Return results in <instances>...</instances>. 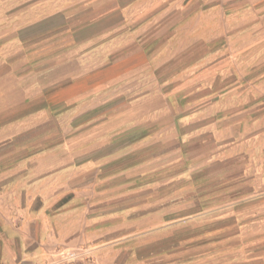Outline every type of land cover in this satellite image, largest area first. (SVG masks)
Segmentation results:
<instances>
[{
  "label": "crops",
  "instance_id": "1",
  "mask_svg": "<svg viewBox=\"0 0 264 264\" xmlns=\"http://www.w3.org/2000/svg\"><path fill=\"white\" fill-rule=\"evenodd\" d=\"M263 3L116 0L111 9L102 10L111 16L102 18L106 22L99 31L96 24L87 26L80 42L128 49L110 56L94 51L90 58H79L78 63L93 65L59 77L67 79L47 95L38 90L39 82L30 91L27 70H5L0 76V264H56L58 251L84 246L94 249L96 264H160L163 259L173 264L174 254H199L206 246L213 255L230 256L225 264H264L263 140L257 145L251 139L257 136L245 138L240 172L227 165L228 156L242 153L233 148L222 147L224 154L208 159L202 154L193 162L186 148L192 141L203 143L206 129L201 125L183 133L182 125L200 120L195 117L199 113H174L205 110L211 103L206 101L228 91L231 82L221 85V79L236 76L233 56L225 49L230 30ZM98 97L108 103L118 100L117 112L100 119V126L107 127L100 141L115 149L94 150L98 140L92 136L85 139L84 150H30L31 108L49 109L65 99L77 105ZM174 122L180 143L175 164L183 166L176 172L173 160L157 166L158 158L172 157ZM158 147L165 151L158 153ZM82 154L86 158L79 165L75 159ZM217 162L224 165L217 167ZM78 171L88 174L82 186L70 181V174ZM173 187L191 191L192 203L198 205L222 196L214 210L220 216L213 219L219 225L212 232L203 230L198 224L205 213L190 216V197L174 203ZM69 189L90 194L63 200L62 191ZM162 189L170 192L158 193ZM140 191L148 194L140 197ZM162 200L164 209L156 208ZM174 204L180 209L174 211ZM146 207L149 210L141 213ZM157 221L164 225L156 227ZM226 221L233 229L222 225ZM145 222L149 229L142 228ZM204 234L211 239L206 245ZM142 237L148 241L142 244ZM187 261L184 257L180 262Z\"/></svg>",
  "mask_w": 264,
  "mask_h": 264
},
{
  "label": "rangeland",
  "instance_id": "2",
  "mask_svg": "<svg viewBox=\"0 0 264 264\" xmlns=\"http://www.w3.org/2000/svg\"><path fill=\"white\" fill-rule=\"evenodd\" d=\"M113 5H116V0H0V76L10 68L14 73L27 70L30 91L39 82L38 90L43 89L47 95L54 85L67 79L60 78L67 77L70 71L77 69L78 72H82L85 68L93 65L90 61L78 63L79 58L82 59L86 56L90 58L94 51L97 56L101 54L110 56L116 54L117 50L121 52L128 49V47L115 46L111 43L98 47L99 45L80 42L85 39L84 33L87 32V26L91 27L92 24H96L97 31H99L103 22H106L102 21V18L111 16L103 14L102 10L111 9ZM256 5H260V2ZM235 24L236 27L230 30V38L225 49L233 56L231 69L236 70V76L221 79V85L231 82L230 88H228L229 92L217 94L216 99L212 98L206 101L211 102L208 105L206 102L203 103V105H207L205 110L183 108L175 110L174 113L180 114L181 117H185L186 114L199 113L195 117L200 120L182 125L180 130L183 133L201 125H204L206 129L203 143L192 141L186 148L190 158H193L191 159L193 162L196 161V157L200 159L202 154L208 159L220 152L224 154L222 147L226 148L225 150L233 148L234 151H242V153L239 154V157L228 156L226 158L227 165L237 167V171L240 172L245 162L243 151L245 145H248L245 138L249 135L251 137L264 136V7H254L251 13L242 16ZM90 31L89 28L88 32ZM221 35H223L222 30ZM103 39L97 38L96 42ZM217 98H220L219 104L214 103ZM102 99L100 97L93 98L77 105H74L73 101L65 99L52 104L53 107L55 106L54 108L45 110L31 108L30 126L27 133L30 139V150H74L80 147L84 150L85 139L89 140L92 136L97 137L98 140L93 143L94 150L113 149L116 145L100 141V136L107 130V127L100 126V119L107 118L117 112L115 107L118 100L108 103L107 101L103 102ZM209 106L212 107L208 109ZM111 108L112 111H110ZM174 116L172 113L167 114V117ZM93 119L99 122H94ZM95 123L97 124L95 125ZM174 124L175 122L171 139L172 157L158 158L157 166L159 167L160 163L164 164L165 161L173 160L174 172H176L183 166L180 162L175 164L179 158L178 154H180V143L176 139L177 133ZM257 137L251 138L254 139L253 143L260 145L262 140L264 143V138ZM219 146L220 148H218ZM159 148L158 153L165 151ZM85 158L84 154L78 155V158L75 159L76 163L80 165ZM214 165L218 167L224 164L217 162ZM159 174L158 176L161 175ZM85 178H88V174L80 173V171L77 174H70V181H75L79 186L84 185ZM62 192L65 193L63 200L74 197V195L75 197H86L88 193L90 194V190L86 189H69ZM165 192L170 191L158 190V193L161 194ZM147 194V191H140V197ZM172 194L174 203L180 199L184 200L186 195L190 197L189 204L186 206L190 216L205 213L198 224L203 227V230L212 232L213 228L219 225L213 219L220 216L214 210L220 207L215 204L217 203L215 201L222 199V196L208 200L206 204L198 205L192 203L189 190L182 191L173 187ZM182 194L183 196H181ZM228 196L226 195L224 199L226 203ZM132 197L127 196V199L131 200ZM164 204V200H162L161 206L156 208L164 209ZM180 207V204H174L172 209L175 211ZM148 210V207L142 208L141 213ZM148 224L145 222L141 226L144 229H149ZM223 224L227 230L230 226L233 229V225L230 223L229 226L228 221ZM162 225H164V221H157L156 227ZM205 235L202 242L206 245L211 239L208 237L209 235ZM141 240H144L143 237ZM147 241L144 240L142 244ZM241 241L244 242L245 238L243 237ZM234 244L237 243L234 242ZM211 249L212 247L206 246L199 254L196 251H190L189 254L183 255L176 253L172 257V262L181 264L180 261L186 257L188 261L183 264H225L226 262L223 261L230 257L213 255L210 252ZM165 262L168 260L163 259L160 264Z\"/></svg>",
  "mask_w": 264,
  "mask_h": 264
},
{
  "label": "built area",
  "instance_id": "3",
  "mask_svg": "<svg viewBox=\"0 0 264 264\" xmlns=\"http://www.w3.org/2000/svg\"><path fill=\"white\" fill-rule=\"evenodd\" d=\"M55 258L56 264H96L94 249L91 247L60 250Z\"/></svg>",
  "mask_w": 264,
  "mask_h": 264
}]
</instances>
